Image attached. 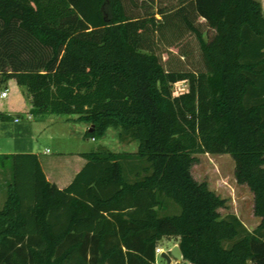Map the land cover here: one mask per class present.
Masks as SVG:
<instances>
[{"label":"trees","instance_id":"trees-1","mask_svg":"<svg viewBox=\"0 0 264 264\" xmlns=\"http://www.w3.org/2000/svg\"><path fill=\"white\" fill-rule=\"evenodd\" d=\"M124 1L0 0V77L26 88L29 113L76 116L93 140L114 129L137 143L134 154H82L63 189L37 155L0 154L10 169L0 264H156L163 238L177 240L182 264H264L261 4L155 0V14L135 17ZM183 80L188 92L174 97ZM203 154L233 160L253 196L252 232L193 180Z\"/></svg>","mask_w":264,"mask_h":264},{"label":"rangeland","instance_id":"rangeland-1","mask_svg":"<svg viewBox=\"0 0 264 264\" xmlns=\"http://www.w3.org/2000/svg\"><path fill=\"white\" fill-rule=\"evenodd\" d=\"M127 11L136 16H150L156 13L155 0H125ZM158 18V16H156ZM176 54L175 49L170 50ZM167 57L163 55V59ZM178 58L169 64L180 65ZM184 68V67H183ZM188 82L179 81L174 84L172 94L177 97L188 92ZM7 89V97L0 100V109L9 105L14 108L29 106L27 90L16 85L14 80L2 82L0 77V92ZM19 124L0 120V154L37 153L42 160L52 159L60 153L96 152L99 149L114 153H131L137 151V143L128 140L120 141L117 131L108 129L100 139L91 140L82 131L84 123L77 122L76 116L50 115L32 117L29 121L26 115H20ZM89 126V125H88ZM45 153V156L42 155ZM198 163L194 164L190 173L197 183L206 182L208 188L224 201V206L218 210L221 216L235 215L249 231L259 224V219L253 215V196L244 186H238L234 180V162L229 155H198ZM9 164V163H8ZM132 164V163H131ZM10 166V165H8ZM8 168V167H7ZM6 170H10L7 169ZM1 169V168H0ZM10 178L8 171H0V208L5 201V185ZM175 214L178 206L173 204ZM178 246L175 238H163L157 247L168 253L173 246ZM156 264H167L160 256ZM179 264H182L179 263Z\"/></svg>","mask_w":264,"mask_h":264},{"label":"crops","instance_id":"crops-1","mask_svg":"<svg viewBox=\"0 0 264 264\" xmlns=\"http://www.w3.org/2000/svg\"><path fill=\"white\" fill-rule=\"evenodd\" d=\"M257 1L261 4L262 11L264 14V0H257ZM30 109H31L30 105L24 106L22 108H14L12 105H9L4 109L3 108L0 109V114H4L5 116H9L10 120L14 124H19L21 121L20 115L23 114V115H26V117L28 115L33 117L29 113ZM15 119H18L19 122L15 123ZM75 119H66V121L75 120ZM84 126L85 127L83 128L82 132L86 135V132L88 130H90V126H88L86 124H84ZM91 140H93V139H91ZM84 153L85 152H75V153H71V154L60 153L59 155H57V157H53L52 159L42 160V158L40 157L41 154H37V153L32 152V154L37 155L39 163H40L41 168H42V171H43L47 181L51 184H54L59 189H63L65 187H67L73 181L75 176L83 169V167L86 164V160L82 157V154H84ZM42 155L45 156V153H42ZM6 168L0 169V171H8L10 173V170H6ZM7 169H9V167ZM9 182H10V178H9L7 183H9Z\"/></svg>","mask_w":264,"mask_h":264},{"label":"water","instance_id":"water-1","mask_svg":"<svg viewBox=\"0 0 264 264\" xmlns=\"http://www.w3.org/2000/svg\"><path fill=\"white\" fill-rule=\"evenodd\" d=\"M160 257L165 260L167 264H179L183 260L178 246H174L168 253H161Z\"/></svg>","mask_w":264,"mask_h":264},{"label":"built area","instance_id":"built-area-1","mask_svg":"<svg viewBox=\"0 0 264 264\" xmlns=\"http://www.w3.org/2000/svg\"><path fill=\"white\" fill-rule=\"evenodd\" d=\"M6 97H7V89H5L4 91L0 92V100H4ZM31 118H32L31 116H29V115L27 116L28 120H30ZM17 122H19V120L15 119V123H17ZM163 252L164 251L161 248L157 247L155 249L156 257H159L161 255V253H163Z\"/></svg>","mask_w":264,"mask_h":264}]
</instances>
